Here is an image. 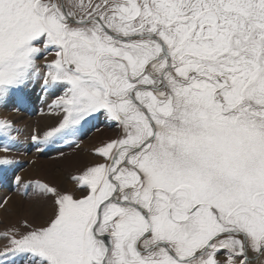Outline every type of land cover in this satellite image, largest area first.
<instances>
[{"label": "snow or ice", "instance_id": "obj_1", "mask_svg": "<svg viewBox=\"0 0 264 264\" xmlns=\"http://www.w3.org/2000/svg\"><path fill=\"white\" fill-rule=\"evenodd\" d=\"M37 100L0 114V264H264V0H0V108Z\"/></svg>", "mask_w": 264, "mask_h": 264}, {"label": "rangeland", "instance_id": "obj_2", "mask_svg": "<svg viewBox=\"0 0 264 264\" xmlns=\"http://www.w3.org/2000/svg\"><path fill=\"white\" fill-rule=\"evenodd\" d=\"M46 111V107L38 100L35 101L34 111L30 112L14 113L9 112L7 109L0 108V114L9 115L18 121L19 126L24 132V136H28L33 128H43L44 125L48 123L47 118L42 115V113ZM107 134L108 133L106 129L102 130V133H89V135L84 138L83 147H91L92 144L96 143L99 139H102L103 136ZM65 151L67 152L69 150L65 149ZM55 155L56 153L53 152L48 156H40L38 154H35L33 150L32 152H28L22 157H19L25 162L23 174L27 176L38 175L47 178H55L61 174L66 175L67 172L71 170V166L74 162L71 160L57 161L50 158V156L54 157ZM5 195L12 197L13 212H0V229L14 222L17 215L27 214L30 209L29 202L24 200L21 195L14 192H9L8 189H0V196Z\"/></svg>", "mask_w": 264, "mask_h": 264}]
</instances>
